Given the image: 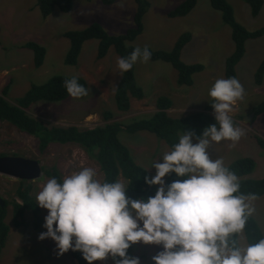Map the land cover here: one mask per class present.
I'll list each match as a JSON object with an SVG mask.
<instances>
[{
	"label": "rangeland",
	"instance_id": "1",
	"mask_svg": "<svg viewBox=\"0 0 264 264\" xmlns=\"http://www.w3.org/2000/svg\"><path fill=\"white\" fill-rule=\"evenodd\" d=\"M38 1L0 0V94L10 82L7 99L16 103L32 84L45 83L55 75L83 76L90 86L86 96L73 98L69 95L62 101H39L28 109L30 115L49 126L75 125L85 129L109 122L130 123L149 118L158 111L156 102L163 95L173 100L174 106L168 110L170 115L186 116L204 110L212 100L209 90L215 81L226 79V60L234 51L235 43L232 28L224 20L223 13L214 8L210 0H197L194 9L187 15L170 17L169 12L184 0H149L150 7L143 17V32L127 44L169 51L181 35L190 33L191 40L183 49L182 59L189 64L202 63L204 69L193 75L192 85H180L178 71L171 63L162 60L138 61L135 76L145 97L131 98V109L121 111L115 100V90L122 77L117 63L121 56L111 47L107 55L99 59V40L90 39L84 43L78 63L69 65L65 63V57L70 40L64 34L69 30L84 29L95 22L111 35L125 33L135 26L136 0H116L108 5L102 0H73L71 11L63 12L57 8L48 17L42 15ZM227 1L233 7L236 20L247 29L256 31L264 27V4L260 13L254 16L250 4L245 0ZM30 41L46 48V56L40 67L34 65V51L26 47ZM263 59L264 36L248 39L245 55L236 67L245 93L230 113L238 121L237 126L245 130V135L236 143L230 140L212 142L208 150L212 159L222 158L225 165L240 157H253L256 167L248 177L254 179L264 178V148L258 144L255 136L264 139V112L258 115L254 113V108L264 101V79L260 85L255 82L256 71ZM108 113H111L110 117H107ZM120 136L131 149L135 160L148 169L151 177L155 176L156 169L152 163L155 160L163 162V153L170 151L167 143L145 131L122 132ZM193 142H196L195 138ZM2 153L37 159L43 168L57 166L64 177L82 167H92L97 170V179L101 182L103 179L97 160L80 145L53 144L47 153L42 154L34 135L24 134L5 121H0ZM49 179L43 172L39 179L29 180L26 186L30 188L29 195L36 200L38 192ZM120 181L126 186L125 178L120 176ZM21 182L0 173V197L4 201L0 207L6 206L4 222L10 228L7 242L0 249V264H77L71 249L58 255L54 240L38 238L41 232L47 231L43 227L47 209L41 207L42 222L38 228L35 227V216L31 210H26L23 217H19L22 225L15 223V202H23L19 197ZM156 186L158 190L160 185ZM252 203L255 207L252 216L264 235V195ZM239 244L248 245L245 233L243 238L239 236ZM161 250L162 245L142 242L133 245L134 258L138 257L140 264H155L153 257Z\"/></svg>",
	"mask_w": 264,
	"mask_h": 264
},
{
	"label": "clouds",
	"instance_id": "2",
	"mask_svg": "<svg viewBox=\"0 0 264 264\" xmlns=\"http://www.w3.org/2000/svg\"><path fill=\"white\" fill-rule=\"evenodd\" d=\"M151 56L148 46L135 47L118 58L119 74ZM64 83L73 98L88 94L77 76ZM244 93L236 77L215 81L209 96L216 123L202 135L186 131L171 151L163 153V162L153 161L156 175L145 181L160 185L155 196L132 199L122 181L101 182L92 167H82L63 182L49 179L36 196L38 205L48 210L43 225L47 231L38 238L54 240L58 255L81 251L88 264L109 256L115 264H140L128 253L140 242L162 245L153 257L155 264H264V238L247 246L234 238H243L258 197L240 193L235 172L208 151L212 142L236 143L245 135L230 116ZM173 172L183 179L166 184L165 176Z\"/></svg>",
	"mask_w": 264,
	"mask_h": 264
},
{
	"label": "trees",
	"instance_id": "3",
	"mask_svg": "<svg viewBox=\"0 0 264 264\" xmlns=\"http://www.w3.org/2000/svg\"><path fill=\"white\" fill-rule=\"evenodd\" d=\"M104 4H112L116 0H102ZM214 8L223 13L224 20L232 28V38L235 43L234 51L227 57L225 65L226 78L236 77L237 65L246 52V42L248 39L264 36V27L256 31H250L234 16V10L227 0H210ZM252 8V14L257 16L264 4V0H245ZM137 11L135 14V26L129 28L125 33L111 35L100 23H93L90 26L79 29L69 30L64 35L70 40V47L65 57V63L76 65L82 52L83 45L87 40L98 39V58L107 55L109 49L114 47L115 51L121 56L129 55L135 46L128 45L127 42L134 41L143 32V17L150 7L149 0H136ZM38 4L42 15L48 17L55 9L69 12L73 6V0H39ZM197 0H184L180 5L169 12L170 17H181L187 15L194 9ZM191 40L190 33L181 35L173 49L167 51L163 49H149L152 52L151 61L162 60L169 62L178 71V83L180 85H192L193 75L204 69L202 63H186L182 59V52ZM1 44V40H0ZM26 47L34 51V65L40 67L46 56V48L36 42H27ZM143 48V47H142ZM72 76L55 75L42 84H32L30 89L16 103L7 99L10 82L3 88L0 94V121H5L15 126L20 132L27 135H34L37 139L38 150L45 154L53 144L74 143L80 145L91 157L97 160L102 172V182L120 181V176L127 180V195L132 199H147L155 196L156 185H149L145 177L151 178L149 171L140 165L132 155L131 149L122 141V132L136 133L140 131L149 132L157 138L164 140L172 150L178 143L181 134L186 131H194L197 135H202L203 130L216 123L215 113L212 107V100L204 110L194 111L186 116L173 117L168 110L173 107V100L168 96H160L157 99L156 107L158 111L149 118H142L130 123L109 122L94 128H79L75 125L49 126L41 120L29 114L28 109L32 104L39 101L56 102L69 97L65 87V80ZM78 82L89 91V83L83 76H77ZM264 79V59L260 63L256 74L255 82L260 85ZM145 97L143 88L138 84L135 76V65L123 74L115 90V100L117 107L121 111L131 109V98L142 99ZM264 112V101L254 108L255 115ZM108 113L107 117H110ZM236 126L238 121L232 117ZM258 144L264 148V139L255 135ZM1 155H7L2 153ZM231 171L235 172L240 181V193L256 194L257 197L264 195V178L254 179L248 177L255 167L256 161L253 157L244 156L236 159L231 164L226 165ZM44 173L51 178L55 177L58 182H63L62 170L57 166L43 168ZM183 179L177 174L170 173L166 176V184ZM19 197L22 203L15 202V222L20 225L19 217H23L26 210H31L35 216V227H39L42 222L41 207L37 201L29 195V189H24L23 185L19 189ZM6 206L0 207V249H2L8 239L9 226L4 222ZM248 244L258 242L264 238L263 232L257 220L251 215L248 218L244 229ZM239 244V236L234 237ZM129 256L134 258L133 245L128 249ZM73 257L79 264H88L83 258L82 252L72 250ZM117 259H122L117 257Z\"/></svg>",
	"mask_w": 264,
	"mask_h": 264
},
{
	"label": "water",
	"instance_id": "4",
	"mask_svg": "<svg viewBox=\"0 0 264 264\" xmlns=\"http://www.w3.org/2000/svg\"><path fill=\"white\" fill-rule=\"evenodd\" d=\"M0 173L21 180H35L43 175V167L40 161L34 158L0 155ZM0 203L4 204L1 197Z\"/></svg>",
	"mask_w": 264,
	"mask_h": 264
},
{
	"label": "crops",
	"instance_id": "5",
	"mask_svg": "<svg viewBox=\"0 0 264 264\" xmlns=\"http://www.w3.org/2000/svg\"><path fill=\"white\" fill-rule=\"evenodd\" d=\"M73 259H74V257H73ZM112 262H115V261L113 260V258L111 256H109L104 262L100 261L98 264H109V263L111 264ZM75 263L79 264L78 260H76ZM93 264H97V262L96 263L93 262Z\"/></svg>",
	"mask_w": 264,
	"mask_h": 264
},
{
	"label": "flooded vegetation",
	"instance_id": "6",
	"mask_svg": "<svg viewBox=\"0 0 264 264\" xmlns=\"http://www.w3.org/2000/svg\"><path fill=\"white\" fill-rule=\"evenodd\" d=\"M1 155V154H0ZM21 180V179H20ZM22 182H21V185H20V187L23 185V187H24V189H29L30 190V188L29 187H26V186H28L27 185V182L29 181V180H21ZM6 214H7V212H6ZM6 214H5V216H4V219L6 218ZM15 218V217H14ZM16 223V222H15ZM22 225V224H21Z\"/></svg>",
	"mask_w": 264,
	"mask_h": 264
}]
</instances>
